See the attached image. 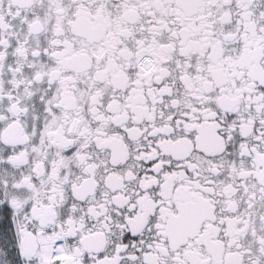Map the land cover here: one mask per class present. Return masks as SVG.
<instances>
[{"label": "snow or ice", "instance_id": "1", "mask_svg": "<svg viewBox=\"0 0 264 264\" xmlns=\"http://www.w3.org/2000/svg\"><path fill=\"white\" fill-rule=\"evenodd\" d=\"M0 264H264V0H0Z\"/></svg>", "mask_w": 264, "mask_h": 264}]
</instances>
